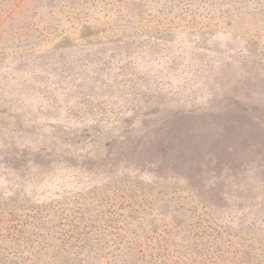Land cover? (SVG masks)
Instances as JSON below:
<instances>
[{
    "label": "rangeland",
    "instance_id": "rangeland-1",
    "mask_svg": "<svg viewBox=\"0 0 264 264\" xmlns=\"http://www.w3.org/2000/svg\"><path fill=\"white\" fill-rule=\"evenodd\" d=\"M0 264H264V0H0Z\"/></svg>",
    "mask_w": 264,
    "mask_h": 264
},
{
    "label": "trees",
    "instance_id": "trees-1",
    "mask_svg": "<svg viewBox=\"0 0 264 264\" xmlns=\"http://www.w3.org/2000/svg\"><path fill=\"white\" fill-rule=\"evenodd\" d=\"M7 212H8V210H7L6 208H4V210H3V214H5V213H7ZM3 214H2V215H3ZM71 238H72V239H69V240H74V237H73V236H72Z\"/></svg>",
    "mask_w": 264,
    "mask_h": 264
}]
</instances>
